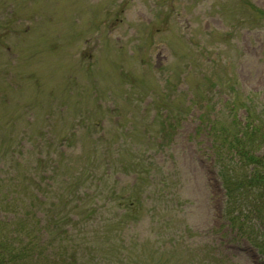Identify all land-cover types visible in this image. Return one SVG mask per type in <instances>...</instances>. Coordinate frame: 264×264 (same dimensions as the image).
I'll list each match as a JSON object with an SVG mask.
<instances>
[{"label":"rangeland","instance_id":"obj_1","mask_svg":"<svg viewBox=\"0 0 264 264\" xmlns=\"http://www.w3.org/2000/svg\"><path fill=\"white\" fill-rule=\"evenodd\" d=\"M244 105L264 112V0H0V194L74 209L75 264H264V213L224 214L239 157L212 130Z\"/></svg>","mask_w":264,"mask_h":264},{"label":"trees","instance_id":"obj_2","mask_svg":"<svg viewBox=\"0 0 264 264\" xmlns=\"http://www.w3.org/2000/svg\"><path fill=\"white\" fill-rule=\"evenodd\" d=\"M234 104L236 105L238 102ZM236 107L239 108L240 105ZM244 107L247 111L246 115L241 116L239 111L232 113L230 124L234 126L233 129L226 125L219 129H216L217 125L212 127L217 139H221L223 132H225L227 139L228 136L234 135V138H230L231 149H228L231 154L234 153L239 159L238 162L233 160L232 167L223 168V180L229 198L225 212L229 215L230 223L240 230L247 223L255 221L257 215L259 217L264 213V112L259 111L254 105L253 107L244 105ZM237 132H239L238 136ZM4 179L1 178L0 183ZM37 187L41 188L40 185ZM41 191L43 190L41 189ZM19 192L11 194L10 191H5L0 194V202L6 203L7 207L12 206L13 210L18 209L14 211L17 218L12 219L4 216L0 220V264H27L28 260H31L33 264H40L38 252L40 251L43 255L48 251L44 247L57 248L58 260L68 262V256H71L72 264L76 263L77 257L82 255L78 250L80 241L64 227L71 221L70 215L77 212L72 208L62 209L58 206L59 202H53L51 208L48 209L49 215L45 214L44 217H41L38 205L32 206L33 210L27 213L30 205L26 202L23 203V198ZM35 196L44 203L40 199L38 191ZM122 197L123 194H120L118 190H113V202L116 201L118 205H121ZM110 198L111 196H108V200ZM139 202L140 200L133 201L127 195L124 203V206L130 208L127 212H131L133 215L140 213L137 210ZM113 206L116 205L113 204ZM20 207L24 208L25 211L19 210ZM119 216L123 219L121 223L127 222V227H133L134 218L128 214H125L124 218L120 214ZM142 218L140 216L139 219ZM83 220L85 221L84 218ZM256 243L264 252V244L257 241ZM145 244H148L146 240L136 246V255H138L140 262L143 258L137 253L138 248Z\"/></svg>","mask_w":264,"mask_h":264}]
</instances>
